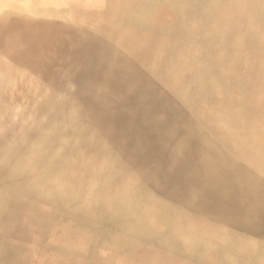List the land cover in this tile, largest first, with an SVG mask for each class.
Here are the masks:
<instances>
[{"label":"bare ground","instance_id":"obj_1","mask_svg":"<svg viewBox=\"0 0 264 264\" xmlns=\"http://www.w3.org/2000/svg\"><path fill=\"white\" fill-rule=\"evenodd\" d=\"M123 1L0 0V62L8 60L21 67V70L24 69L27 73L29 72V74L35 72L40 73L44 78L51 77L54 75L58 57L62 51L64 52L67 41L74 38L73 44H71L72 50L67 47V53L68 50L72 52L74 65L81 64L78 68L82 71L89 72L92 69L94 71L90 75H85L86 82L83 83L76 74H71L65 79L60 78L63 91L76 94V98L81 101L91 94H95L94 96H97V98L99 96L98 101L100 104L97 106L105 105L106 107H103L105 110L102 112L99 109L97 114L103 120L108 119L111 123H113V119L115 121L116 128L109 134L110 149L114 147L122 154L133 155L137 158L141 155L142 150H148L152 146V137H150L151 139L146 137L152 133L153 140L158 144L157 148L154 145V149L161 152L159 157L165 151L168 154V158L163 162L159 160V157L157 160L154 159L156 154H153V156L147 155L144 163L162 170L165 178L169 180L168 184L171 190L178 197H182V201H185L183 203L185 210L183 208L178 217L173 215V219L176 218L170 225L177 236L175 238L176 246L181 251L195 254L196 257L199 256L207 264H236L238 259L243 260L244 264H264V179L259 175L260 173H250L235 159L228 156L218 155L208 159L206 153L211 146L208 137L194 129L185 130L184 115L172 110L174 108L167 105V103H157L158 98H156V95L149 96V100L144 99L143 102L146 103L141 104V62L155 78L162 79L163 82L169 78L170 86L174 91L182 92L190 100L195 91H198L203 96L202 101H205L210 90H213V86H215L213 76L219 72V64L223 60L224 45L213 43L215 46L203 45L191 48L183 40L170 38L166 35L153 40L149 35H142L141 30L125 24L126 21H134L139 24L141 10L138 11L137 9L132 13H125L124 10L121 11L124 5ZM131 2L136 3V0H129V3ZM204 2L207 3L206 0ZM204 2L199 0L194 3L193 8H191L190 20L207 25L210 28L207 30L212 31L208 32V35L209 37L212 35L214 40L219 39V35L224 32L217 29L222 22L233 23L238 21L236 22V25H240L236 27L238 29L246 28L244 25L246 22L251 27L253 24L257 26L255 21L259 20V11L256 9L255 1L241 0L235 16L232 14L225 15L224 18L217 14L221 8L220 4L218 5L215 0H210V7H208ZM105 6L109 9L106 10ZM148 6L141 4L139 8L145 9ZM171 6L176 8L175 4H171ZM175 8L166 9L165 11L159 9L157 12L159 17L167 22L185 20L186 17L182 18L184 14H178V17L174 18ZM170 30L175 29H166L162 32ZM256 30H259L258 36L261 35V29ZM99 37L123 45L129 53L128 56L133 58L132 63L130 62L125 68L122 60L114 63L113 60H109L104 62V67H95L94 63L97 60L95 52L98 50L95 46L100 41ZM258 43L263 45L264 40H260ZM107 44L105 45L107 46ZM111 46L113 45L111 44ZM200 59L205 62L210 61L209 67L207 63L198 65L197 62ZM259 59L264 61V57ZM111 63L115 64V70L110 74L108 72L104 73ZM179 63H182L180 67ZM232 64L235 63L232 62ZM91 65L94 67L92 68ZM8 69H10L9 67L6 70L11 73L12 71ZM62 70V72H68L70 69L67 67ZM57 73H60V71ZM211 75L212 77H210ZM106 81L115 86L116 90L114 97L107 95L105 99L106 95L102 91V85ZM42 91L37 92L38 96H44L43 100L49 101L48 94L44 90ZM233 93H235V89L230 87L227 90L228 96L223 101L225 106L222 107L217 116L216 125L219 132H221L219 134L224 136H229V130H231ZM72 97L74 98L75 95ZM35 113L37 114V112ZM61 116H65L61 120L63 122L61 127L69 135L70 131L68 129H70V125L74 124L77 115L74 112L64 114L62 111ZM156 122L161 124V129L159 125L154 128ZM155 134H158V136L155 137ZM64 135L62 139L63 151L57 152L53 158L46 162L45 170L49 171L43 174L44 188L62 189V174L64 171L62 158L64 157V142L68 140ZM52 136L59 137L56 133H53ZM56 140L51 141L50 144ZM236 140L239 141V137ZM135 152H137L136 155H134ZM25 163L26 161L23 160L19 164L18 171L23 176H29L31 173H27L28 168L25 167ZM142 165L141 159H139L134 165V169L141 172ZM117 171V176L128 173L126 169L119 166H117ZM224 172L227 176H231V190L226 187L220 188L219 185L216 186L222 176L221 174ZM49 174L52 175L51 180L46 177ZM201 174H203L205 178L203 180L206 181V184L201 183L203 181L199 179ZM130 180L129 177L126 181L121 180L120 192L114 194L113 198H108L103 203L104 208L100 207V203L96 204L97 208L95 210H99L102 215L111 213L119 217L126 214L131 215L135 211L142 213L141 207L133 210L132 204L135 203L133 200L136 197L129 191L127 183ZM162 181L164 183L163 179ZM183 186L184 189H182ZM32 188L37 190L38 186L35 185ZM216 192L219 194L216 203H211L212 208L206 207L210 204L209 201H212L209 200L211 195L216 194ZM151 200L149 199L147 204L152 205L150 206L152 209L146 212L147 214L145 213V219L149 224L147 226L156 235L161 232L160 229L163 221H165V214L163 207L157 202L158 200H152V202ZM12 203L6 194L0 192V256L2 258L8 257L18 247V244L14 245L13 241L10 242V230L2 226L8 222L6 220L9 219L8 215L12 211ZM25 211H28V207H25ZM136 212L134 214L135 219ZM199 212L203 213L205 219L199 221V224L195 226L196 223H193L192 217L194 215L199 216ZM134 215L132 214V218L128 217L127 220L125 218L123 221L130 226L129 224L133 221ZM139 226L141 227V222ZM219 226L236 227L241 229L243 233L231 241L223 242V239L219 238L215 240L214 228ZM40 229L42 230V228ZM31 235V231L25 230L24 238L26 236L31 237ZM106 249L110 250V252L106 251L110 257L119 255L123 250H130L129 245L120 239L114 240ZM54 253L56 254V252ZM26 254L27 252H25ZM30 255V253L27 254L26 259L28 261L31 260ZM22 257L24 258V256Z\"/></svg>","mask_w":264,"mask_h":264},{"label":"rangeland","instance_id":"obj_2","mask_svg":"<svg viewBox=\"0 0 264 264\" xmlns=\"http://www.w3.org/2000/svg\"><path fill=\"white\" fill-rule=\"evenodd\" d=\"M248 24L246 22L244 24L246 28L242 29H223V34L219 35L217 40L212 39V35L209 37L208 32L212 31L207 29H175L165 32L162 30H141L142 35H149L153 40L166 35L170 38L183 40L191 48L203 45H224L223 60L220 61L219 72L213 76L215 86H213V90H210L205 101H202L203 96L198 91H195L191 100L182 92L174 91L170 86L169 78L164 82L162 79L155 78L141 62V104L146 103L143 102L144 99L149 100V96L156 95L157 103H167L174 108L172 110L184 115L185 130L194 129L208 137L211 142L206 153L208 159L218 155L228 156L235 159L250 173H260L259 175L264 179V61L259 59L264 57V44L258 43V41L264 40V29H261V35L258 36L259 30L257 31L256 28L254 29ZM65 46L64 52L62 51L58 57L53 76L59 74L57 73L59 68L66 69L68 67L70 70L63 72L64 79L71 74H76L81 83L86 82L85 75L91 70L87 73L78 68L81 64L74 65L72 58L67 55V44ZM2 63L5 68L9 66L16 70V99H29L34 88L36 93L43 92L44 77L40 73H30L31 81L25 84L23 80L19 79V76H22L21 74L24 72L26 74L29 72L21 70V67L11 61ZM113 63L110 64L109 72H113L116 68ZM197 63L198 65L207 63L208 67L210 65V61L205 62L201 59ZM261 63L263 64L261 65ZM181 64L179 63V67ZM3 66H1V70H3ZM201 69L203 70L202 67ZM5 75L7 74L5 73ZM5 75L0 71V76L4 77ZM56 80L57 78H53L49 83L47 82L49 100L53 101L51 97L54 96L57 102L72 106L73 112L77 115L74 124L70 125V129H68L70 134L67 135L66 130L64 132V136L68 140L64 142V157L62 158L64 163L63 186L60 190L51 187L36 190L32 188L36 185L32 178L27 179L24 183L20 182L24 181L22 178V180H16L23 184L22 187L0 190L13 202L12 211L8 215L9 219L6 220L8 222L7 224L2 223V226L10 230V242L13 241L14 245L18 244L15 251L8 256L10 258L1 260L0 264H182V262L183 264H207L199 256L196 257L195 254L181 251L175 244L177 236L170 225L182 213L181 210L183 208L185 210L183 206L185 201H182V197H178L171 190L168 184L169 180L165 178L162 170L144 163L147 155L156 154L154 159L157 160L161 153L158 152V149H154V145L157 148L158 144L153 140L152 133L146 136L152 137V139L150 138L152 146L148 150H142L141 155L137 158L133 155L122 154L114 147L110 149L109 134L116 128L115 121L113 119V123H111L108 119L103 120L97 114L99 109L101 112L105 110L103 106H100L99 109H97L99 106L96 107L100 104L99 96L97 98L94 96L95 94H91L81 101L76 98V94L64 92L63 85ZM230 87L235 89L231 106L233 108L230 119L231 130H229V136H224L219 134L221 132L217 128L216 121L222 107L225 106L223 101L228 96L227 90ZM103 89L106 95L105 99L107 95L115 96L116 89L111 83L106 81ZM36 96L37 99H44V96L39 97L38 94ZM158 125L161 129L162 126L158 122L154 123V128ZM156 136L158 134H155ZM237 137H239V141L236 140ZM165 152L159 157L162 162L168 158V154ZM139 159H141V165L143 164L141 172L134 169V165ZM117 166L126 169L128 173L117 176ZM221 175L216 186L231 190V176H227L225 172ZM46 177H49L48 180L52 179L50 174ZM127 177L131 179L129 184L127 183L129 191L136 197L133 200L135 203L132 204L133 210L141 207L143 213L135 211L136 219L135 212L132 213L134 216L130 226L123 220L129 219L128 217H131L132 214L119 217L111 213L102 215L99 210H95L96 204L100 203V207L104 208L103 203L120 192L121 180L126 181ZM199 179H205L203 174L199 176ZM202 182L206 184L205 180ZM217 197H219L217 192L211 195L209 200L212 201H209L210 204L206 207L212 208ZM149 199L158 200L157 202L163 207L165 214L161 232L156 235L147 226L149 224L145 219V213L152 209L150 207L152 205L147 204ZM25 207H28L27 212ZM198 214L199 216L192 217L193 223H196L195 226L199 224V221L205 219L203 213L199 212ZM173 215L177 216L173 219ZM178 219L180 220V218ZM140 222L141 227L139 226ZM25 230L32 232L31 237L24 238ZM242 233L243 231L236 227L219 226L214 228L215 240L219 238L223 239V242L231 241ZM117 239L127 243L130 250H123L119 255L110 257L107 254L110 250L106 248ZM166 241L168 242L165 243ZM74 243L77 246H74ZM141 246H145L148 252L141 253ZM25 252L31 254L30 261L26 259ZM240 263L244 264L243 260L238 259L236 264Z\"/></svg>","mask_w":264,"mask_h":264},{"label":"crops","instance_id":"obj_3","mask_svg":"<svg viewBox=\"0 0 264 264\" xmlns=\"http://www.w3.org/2000/svg\"><path fill=\"white\" fill-rule=\"evenodd\" d=\"M197 1L199 0H136V3H129V0H124L122 2L124 4L122 6L123 9H121V11L124 10L125 13H132V11H137V9L138 11L141 10V16H139L141 20L139 24H137V22L135 23L134 21L125 22V24L130 25L131 27H135L139 30H166L172 28L176 30L210 29L204 23L190 20V15L192 14L191 8H193L194 3H196ZM201 1L204 2L205 0ZM209 1L206 0L207 3L204 2L208 7H210ZM215 1L218 5H221V8L217 12V14L221 18H224L225 15L232 14L235 16L236 9L240 5L241 0ZM251 1L256 2L255 6L257 11H259V20L255 21L257 26H254L255 24H253L252 27L254 26L253 28L256 29H264V0ZM257 1H259V3H257ZM141 4L143 6H149L145 9H141L139 8L141 7ZM171 4H175L176 8L175 6H171ZM173 7L176 11H174V18L178 17V14H184L182 18L186 17V19L172 20L171 22H167L163 18L159 17V14L157 12L159 9L165 11L166 9H172ZM108 9L109 7H106V10ZM227 9L229 10L226 11ZM236 22L238 21H234L233 23L222 22L217 29L223 30L229 27H239L240 25H236ZM99 38L100 41L95 46V48H98V53L95 52V54H97V60L96 63H94L95 67H104V62H107L109 60H113L115 62L122 60L124 62L125 68H127L130 62L132 63L133 58L128 56L129 53L126 48L123 47V45L108 41L102 37ZM73 41L74 38L68 40L66 43L68 48H70L71 50V44H73ZM105 44H107V46ZM111 44L113 46H111ZM67 55L69 56V58L73 57L70 50H68ZM7 61L5 60L3 62ZM0 63L1 68V66H3V63ZM91 66L92 68L94 67L93 65ZM107 68L111 69V65L109 64ZM108 69H106L104 73L108 72L110 74L111 72H109ZM8 70L12 72L9 73L5 67L3 68V70L0 69L3 75H5V73L7 74L4 77L0 76V190L17 189L19 188V186H23V184H21L20 182L24 183L25 181H27V179L30 178L35 181L38 189H42L44 188L43 174L49 171L45 170L46 162L53 158L57 152L63 151L62 139L65 130L61 127V125H63V122L61 120L65 118V116H61V112L63 111L64 114L73 112L72 106H66L62 102H57L54 99V96L51 97L52 92L50 93V97L53 99V101L51 100L52 102L50 100L49 102L46 100L37 99L35 88L30 94L31 96L29 97V99H16V70L12 68ZM58 71H60L61 77L59 73L57 74V76L43 78L42 89L45 90L46 93L49 92L47 89V82L49 83L53 78H57V82L63 85L60 79L64 77V74L62 72L63 70L60 69ZM93 71V69L89 73L86 71L88 73L87 75H90L91 73H93ZM21 75L22 76H19V79L23 80L25 84H28L31 81V74H26V72H24ZM105 84L106 82L102 85L103 92ZM103 107H105V105ZM99 108L100 106L97 109ZM35 112H37V114ZM53 133H56L59 137H53ZM53 140L56 141L50 144V142ZM58 140L60 142H57ZM23 160L26 161L25 167L28 168L27 173H31V175L29 176H23L18 171V166ZM22 178L24 181H20L19 183L16 181L20 179L22 180ZM24 187H27V185H24ZM146 252L148 251L146 250L145 246H141V253ZM6 258L8 260L10 257ZM6 258H2L0 256V261Z\"/></svg>","mask_w":264,"mask_h":264}]
</instances>
